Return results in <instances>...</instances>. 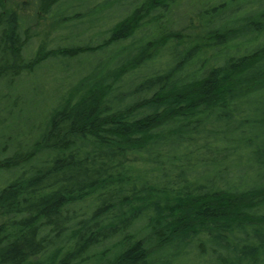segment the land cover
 <instances>
[{
    "label": "trees",
    "instance_id": "1",
    "mask_svg": "<svg viewBox=\"0 0 264 264\" xmlns=\"http://www.w3.org/2000/svg\"><path fill=\"white\" fill-rule=\"evenodd\" d=\"M7 3L0 264H264V0Z\"/></svg>",
    "mask_w": 264,
    "mask_h": 264
},
{
    "label": "rangeland",
    "instance_id": "2",
    "mask_svg": "<svg viewBox=\"0 0 264 264\" xmlns=\"http://www.w3.org/2000/svg\"><path fill=\"white\" fill-rule=\"evenodd\" d=\"M7 1H8V3H7L8 6H14V4L16 2H21L23 0H7ZM77 31H81L83 34H85L86 33V28L85 27H81V26H79L77 28H73V29L72 28H68L65 33L69 36L70 33H75ZM44 40L46 42H48V44H49L48 47L49 48L54 47V44L51 41L50 37H45V35H44ZM37 45H38V43H34L32 45V48L36 49ZM83 72H84V69H82V68H80L78 66L73 68L71 71H61L59 68H57V67L55 68V66H53V68L49 69V71L46 74V75H50V76L53 75L52 80L47 83L49 88H50L47 93L50 94V96L48 97L46 94H44L43 97H42L44 100L42 98H40L39 103L37 105H35V106H33L32 104L31 105L27 104L26 107H25V105H23L22 107H23V109L24 108L25 109H24V112L20 115V117H21L20 119L26 118L28 116L31 117L32 119L38 118L43 113V111L45 109H47V107L44 106V103H48L51 100H53L55 97L58 96V91H57L58 84L55 83L56 81H54V78L56 76L64 74L67 77L66 78V84H68V86H69V85L78 83L80 81L79 80L80 79V75L83 74ZM50 76H47V78H49ZM33 83H34V81L32 80V81H29L27 84L31 85ZM29 85H27L26 87H28Z\"/></svg>",
    "mask_w": 264,
    "mask_h": 264
}]
</instances>
